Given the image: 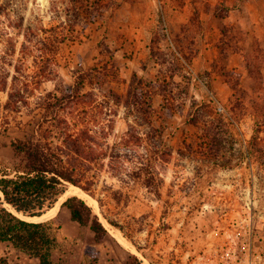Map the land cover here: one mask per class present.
<instances>
[{"label":"rangeland","instance_id":"rangeland-1","mask_svg":"<svg viewBox=\"0 0 264 264\" xmlns=\"http://www.w3.org/2000/svg\"><path fill=\"white\" fill-rule=\"evenodd\" d=\"M1 1L8 15L0 17V74L13 73L23 39L9 22L59 40L49 66L59 78L32 79L17 110L0 91L1 167L17 163L13 142L58 143L54 97L63 94L77 96L66 112L79 120L70 121L95 128L107 144L122 143L131 125L139 136L119 149V171L94 167L91 190L76 187L92 202L65 194L75 187L67 185L44 214L40 222L52 224L57 240L54 263L136 256L189 264L193 252L220 241L214 223L234 216L240 202L264 216V0ZM70 197L91 207L103 239L71 220L63 206ZM0 264L39 263L0 242Z\"/></svg>","mask_w":264,"mask_h":264},{"label":"trees","instance_id":"trees-1","mask_svg":"<svg viewBox=\"0 0 264 264\" xmlns=\"http://www.w3.org/2000/svg\"><path fill=\"white\" fill-rule=\"evenodd\" d=\"M68 10V9H67ZM7 7L0 0V17L6 16ZM9 18V16H7ZM22 35L13 73L0 74V91L7 93L6 106L17 110L26 105L28 94L31 92L32 79L36 83L57 79L58 73L49 68L54 64L53 52L59 43L55 35L47 34L43 27L22 23L12 24ZM9 41V52L15 54L16 45ZM32 59V74H26L22 67L27 59ZM78 92V89H76ZM76 99V94H63L54 97L56 103L55 130L58 143L51 145L48 140L16 141L12 143L17 163L13 166H0V242L8 243L14 249L35 258L39 264H56L52 259L57 248V240L49 222H31L20 218L16 213L25 217H40L52 209L64 194L67 185H73L84 192L91 190L93 180L90 173L94 167L107 166L112 171H119L117 162L120 159L119 149L131 146L135 138L139 140L135 127L130 126L122 143L107 144L99 135L100 132L91 126L74 124L70 120L78 119V114L67 111V103ZM61 108V109H60ZM84 113V112H83ZM71 116V117H70ZM41 131L46 132L47 130ZM110 150L111 155L107 154ZM108 159V162H105ZM9 208H8V207ZM72 221L82 226H88L96 241L107 235V230L98 216L83 200L70 197L64 203ZM110 225L119 228L113 220ZM124 264H142L136 256H131Z\"/></svg>","mask_w":264,"mask_h":264},{"label":"built area","instance_id":"built-area-1","mask_svg":"<svg viewBox=\"0 0 264 264\" xmlns=\"http://www.w3.org/2000/svg\"><path fill=\"white\" fill-rule=\"evenodd\" d=\"M232 212L214 223L220 241L193 252L189 264H264V216H256L252 201L240 202Z\"/></svg>","mask_w":264,"mask_h":264},{"label":"bare ground","instance_id":"bare-ground-1","mask_svg":"<svg viewBox=\"0 0 264 264\" xmlns=\"http://www.w3.org/2000/svg\"><path fill=\"white\" fill-rule=\"evenodd\" d=\"M65 194H71V195L79 196L82 199L84 198V199L88 200L89 202H92V200L89 199V197H87V196L85 197V195L78 188H76V187H72ZM11 211L13 213L17 214L20 218H22L24 220H27V221H31V222H40L46 216V215H42L40 217H25V216H23L21 214L16 213L13 209H11ZM53 211H54V208H52V209L49 210V212H51V213Z\"/></svg>","mask_w":264,"mask_h":264}]
</instances>
